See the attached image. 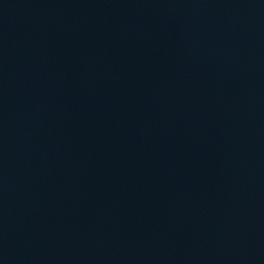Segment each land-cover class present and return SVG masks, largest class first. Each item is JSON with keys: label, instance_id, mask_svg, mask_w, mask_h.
Instances as JSON below:
<instances>
[{"label": "water", "instance_id": "1", "mask_svg": "<svg viewBox=\"0 0 264 264\" xmlns=\"http://www.w3.org/2000/svg\"><path fill=\"white\" fill-rule=\"evenodd\" d=\"M0 264H264V0H0Z\"/></svg>", "mask_w": 264, "mask_h": 264}]
</instances>
